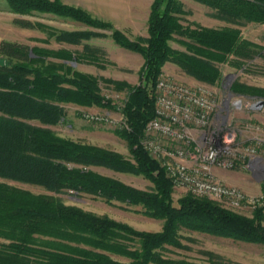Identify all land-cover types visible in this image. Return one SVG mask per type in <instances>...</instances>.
<instances>
[{
    "label": "trees",
    "instance_id": "16d2710c",
    "mask_svg": "<svg viewBox=\"0 0 264 264\" xmlns=\"http://www.w3.org/2000/svg\"><path fill=\"white\" fill-rule=\"evenodd\" d=\"M216 10L218 18L241 24L264 22V0H200ZM12 12L33 14L52 12L98 25L83 9L66 5L60 0H7ZM182 5L176 0H155L148 23V37L132 40L115 30V42L140 52L145 58L140 82L131 87L112 81L130 93L121 109L128 127L118 132L130 146L132 160L117 152L82 143L55 134L48 127L65 119L61 103L73 102L114 108L113 101L101 94L96 81L78 71H68L66 64L49 62L48 56H64V51L33 49L23 43L3 40L0 54V177L43 186L49 191L86 192L102 197L109 203L120 200L140 205L150 216L164 219L159 232H139L107 215L100 216L66 205L48 195H32L0 181V234L8 241L0 242V264H193L165 259L158 252L165 245L180 247L178 230L191 229L264 245V206H258L252 217L222 207L208 198L189 194L174 204V183L160 162L142 145L147 123L155 117L156 85L162 67L172 60L196 79L215 84L220 72L215 62L226 61L229 54L249 55V42L235 28L195 29L182 26L174 12ZM14 23L23 28H36L28 19L16 17ZM64 39L77 41L89 32H63ZM174 34L188 39L190 52L175 51L169 41ZM61 38V37H60ZM236 94L264 97V90L234 83ZM103 166L142 174L153 182L152 191L140 190L113 177L89 169ZM8 233H4V232ZM40 237L59 241L84 243L96 248H111L112 240L138 239L140 249L120 248L117 251L129 262L84 248L52 246ZM40 239V240H39Z\"/></svg>",
    "mask_w": 264,
    "mask_h": 264
},
{
    "label": "rangeland",
    "instance_id": "374dc122",
    "mask_svg": "<svg viewBox=\"0 0 264 264\" xmlns=\"http://www.w3.org/2000/svg\"><path fill=\"white\" fill-rule=\"evenodd\" d=\"M60 1L66 5L83 9L98 22V25H87L83 21L52 12H35L33 14L12 12L7 0H0V34L4 39L28 45L31 48L32 55H34L33 49L36 51L46 49L53 53L64 51V56L60 57L51 53L48 56L49 62L55 64L65 63L68 71H78L94 79L100 88L101 94L113 101L114 108L108 109L98 105L66 102L61 103L65 109V119L61 122L51 125L42 124L36 120L29 122L48 127L60 137L114 151L125 159L132 160L128 141L118 132L124 118L121 109L125 105L130 89L127 86L117 89L118 87L112 81L125 82L131 87L138 85L145 58L140 52L118 45L113 38V32L120 30L132 40L139 37H148V23L155 0ZM176 1L182 7L179 12H174L173 15L177 17L182 26L192 29L197 27L238 29L240 38L251 43L249 46L252 50L246 56L229 54L226 61L215 62L220 72V77L215 84L196 79L188 74L180 64L172 60L164 63L163 73L185 84L206 85L216 91L219 96H227L229 92H232L230 89L234 83L264 90V22L232 23L218 18L215 15L216 10L206 2L200 0ZM16 17L31 20L37 27L23 28L18 26L13 21ZM63 32H89V34L84 38L80 36L77 41L72 42L64 39ZM184 42H188V39L174 34L169 44L173 50L189 54L190 52H188ZM6 62V58L0 54V63ZM241 95L246 101H252V97L264 100V97ZM231 116V120L239 129L242 139L245 143L255 144L258 155L264 160V105L256 110L246 107L239 111H233ZM89 169L101 175L113 177L140 190L152 191L154 188L153 182L142 174L125 170H113L103 166H90ZM243 171L237 174L247 173V179L253 185L261 184V189L257 195L247 194L240 189L248 196L263 197L261 205L259 204L255 208L264 206V176L259 173L253 174L247 170ZM0 181L32 195L53 196L66 205H73L100 216L107 215L111 219L126 224L139 232H159L162 231L164 226V219L145 214L140 205H131L120 200L109 203L102 197H96L86 192L49 191L43 186L8 178L0 177ZM189 194L192 193L174 186L172 192L174 204L178 206L179 199ZM192 195L198 198H208L224 208L248 217H252L256 210L253 207L234 208L220 200ZM178 235L180 247L167 244L158 249V252L165 259L193 264H264L263 244L235 240L185 226L180 227ZM36 236L44 242H52V246H76L122 262H129L130 258L119 253L118 249H140L138 239L112 240L110 242L111 248L105 249L92 247L84 243L59 241L52 237ZM3 241L8 240L0 234V242Z\"/></svg>",
    "mask_w": 264,
    "mask_h": 264
},
{
    "label": "built area",
    "instance_id": "2783aa9c",
    "mask_svg": "<svg viewBox=\"0 0 264 264\" xmlns=\"http://www.w3.org/2000/svg\"><path fill=\"white\" fill-rule=\"evenodd\" d=\"M155 94L156 114L147 123L141 142L165 168L174 186L234 208L261 205L263 197L248 196L224 183L213 170H247L264 176L258 149L245 143L231 120L233 111L260 109L264 100L252 97L246 101L233 92L219 96L206 85L185 84L165 73L158 79ZM123 117L119 128L128 127Z\"/></svg>",
    "mask_w": 264,
    "mask_h": 264
},
{
    "label": "crops",
    "instance_id": "0c3cea01",
    "mask_svg": "<svg viewBox=\"0 0 264 264\" xmlns=\"http://www.w3.org/2000/svg\"><path fill=\"white\" fill-rule=\"evenodd\" d=\"M3 40H7V39H4L2 37V35L0 34V43ZM213 171H214L215 175L220 180H222L224 183H226L228 185H231V186H237V187L241 188L247 194L257 195L258 192L261 189V184L260 185L259 184L258 185H255V184L253 185L247 179V173H242L241 175L237 174V173H241V171H243V170H241V171H230V170H223V169H219V168H214ZM244 174H246V175H244ZM236 175H240V176H236Z\"/></svg>",
    "mask_w": 264,
    "mask_h": 264
}]
</instances>
